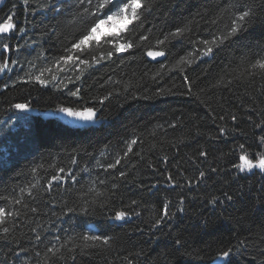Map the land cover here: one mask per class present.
<instances>
[{"label":"trees","instance_id":"obj_1","mask_svg":"<svg viewBox=\"0 0 264 264\" xmlns=\"http://www.w3.org/2000/svg\"><path fill=\"white\" fill-rule=\"evenodd\" d=\"M144 2L120 33L133 46L116 52L102 35L75 53L88 64L61 57L96 0L0 5L16 25L0 34V207L18 213L0 224V264H211L228 249L220 264H264V172L234 167L264 153V70L251 67L264 59V0ZM245 7L251 22L220 43ZM17 103L29 110L14 120ZM62 108L95 116L49 117Z\"/></svg>","mask_w":264,"mask_h":264},{"label":"snow or ice","instance_id":"obj_2","mask_svg":"<svg viewBox=\"0 0 264 264\" xmlns=\"http://www.w3.org/2000/svg\"><path fill=\"white\" fill-rule=\"evenodd\" d=\"M28 0H24V3L27 4ZM78 3L80 5L85 3V0H78ZM87 3L89 5H92V0H87ZM111 5V7H109ZM146 7L144 0H96V3L93 7V9L90 10V8H84L83 13L88 14V16L92 17L91 23L86 27L84 33L79 37L78 40H76L70 49H68L69 55L66 57H61V60L68 62V61H79L82 64H88L87 60H81L80 56L75 55V53H81L83 54L86 50H90V43L95 42L97 46L100 45V40L97 39L96 33L100 29L101 25L108 24L109 21H112L114 18H118L120 20L127 21L126 24L119 27L118 32H109L103 34L105 37L111 36L113 37L112 40L105 39L104 43H111L115 49L116 52H124L127 49L131 48L133 45L130 42L120 43V33L125 32L128 30L127 25L132 24L134 21H138L141 19L142 12L141 10ZM58 11V9H57ZM254 16L253 10L250 7H245L243 10H241L236 18L232 21V26L227 34V36H221L220 43H223L225 39H228L231 36L236 35L240 31L243 30V28L248 25L252 18ZM16 25L13 23V15H7L6 18H3V22H0V34H6L10 33L13 29H15ZM20 31H23V29H20ZM184 30L183 29H176L174 33H171L170 35L173 37H178L182 34ZM141 39H147V37H141ZM167 39V37L165 38ZM157 43L162 44L164 41H157ZM204 44H209V41H203ZM215 43V40L212 42ZM4 50H8L9 46L7 44L3 45ZM212 48L208 47L206 49L205 54L211 53ZM107 55L110 57L112 55V52L109 51ZM149 56H161L163 55L162 52H149ZM95 59V57H93ZM183 62V58H182ZM8 67L7 62L0 64V72H3ZM252 68H259L261 70H264V59H258L255 61L254 64L251 65ZM37 80L40 78L37 77ZM43 83V81H40ZM80 90L77 89L74 92H71L70 95L72 96H78ZM16 109H19L21 111L27 112L29 110V105L27 103H17L14 105ZM61 111L66 112L69 116H76L84 120H92L95 116V112L92 108H86L83 112H74L72 109L68 108H62ZM233 120L236 119L235 116L232 117ZM258 128H261V131H264V122H262L260 125H257ZM221 132H223V129H221ZM132 143H136V141H132ZM259 143L260 145L264 146V135H261L259 137ZM239 149L243 150L245 149L244 144L239 145ZM131 150V149H129ZM201 155H206V153H201ZM239 163L235 164L234 167L241 173L243 172H251L254 169H259L261 172H264V153L257 152L255 154V159H252L249 157V154L246 151H242L241 154L238 157ZM120 163V160H116L115 164H109V168H114L117 164ZM63 171V169H61ZM124 173H121V176H123ZM201 176L204 175L203 172L200 173ZM59 177L54 176L53 180H58ZM171 179V177H169ZM23 191V190H22ZM228 199H231L229 196ZM16 204L21 203L20 200L15 201ZM32 211H36V209H32ZM13 215H18V213H13L10 211H7L5 208L0 207V224H3L5 222L6 217H10ZM127 213L124 211H118L115 213L114 219L115 220H124L126 218ZM164 216L168 215V206H164ZM160 223V221H157V224ZM3 231L5 233L8 232V228H4ZM39 239V237H37ZM82 239L85 241H97L102 240L104 244L109 243V238L107 236H99V235H83ZM177 244H180V241H176ZM49 252H53V255H55V252L53 249H49ZM39 255V253H37ZM231 256V249H228L226 251H222L219 253V258L221 260H228Z\"/></svg>","mask_w":264,"mask_h":264},{"label":"rangeland","instance_id":"obj_3","mask_svg":"<svg viewBox=\"0 0 264 264\" xmlns=\"http://www.w3.org/2000/svg\"><path fill=\"white\" fill-rule=\"evenodd\" d=\"M126 23H127V21H125V20H120L118 18H114L112 21H109L108 24L101 25L100 29L96 33L97 39H99L105 33L118 32L119 27L126 24ZM6 34H8V33H6ZM16 110L17 111L14 112V115H16V118H14V120L17 119V116L20 115L19 113L21 111L19 109H16ZM53 115L57 119L65 122L67 124H70V125H84V124L90 123L92 121V120H90V121L84 120V119H81V118L76 117V116H69L66 112H63V111H57ZM220 262H222V260L220 258H218L211 264H220Z\"/></svg>","mask_w":264,"mask_h":264},{"label":"water","instance_id":"obj_4","mask_svg":"<svg viewBox=\"0 0 264 264\" xmlns=\"http://www.w3.org/2000/svg\"><path fill=\"white\" fill-rule=\"evenodd\" d=\"M3 2H4V0H0V5H1ZM149 52H150V51H147V52H146V57H147V59H148L149 61H151V62H157V61H161V60L164 59V54L161 55V56H155V57H153V56H149V55H148ZM151 52H161V51H151ZM162 53H163V52H162ZM49 115L51 116L52 113L49 112Z\"/></svg>","mask_w":264,"mask_h":264}]
</instances>
